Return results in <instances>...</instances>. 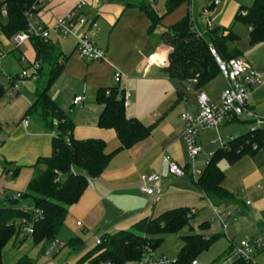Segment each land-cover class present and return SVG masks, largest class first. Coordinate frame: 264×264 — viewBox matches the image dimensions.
<instances>
[{
    "label": "crops",
    "instance_id": "1",
    "mask_svg": "<svg viewBox=\"0 0 264 264\" xmlns=\"http://www.w3.org/2000/svg\"><path fill=\"white\" fill-rule=\"evenodd\" d=\"M80 1L85 3L82 11L85 19L97 26L91 41L104 52L103 61L86 62L80 59L75 51V38L64 36L52 29L53 25ZM142 1L149 4L158 17H162L158 31L152 37L146 33L149 28L147 18L135 7ZM160 1L159 4V0H40L31 15L27 16L30 26L40 27L48 32V37L43 42L47 44L54 59L62 61L58 75L48 86L47 93L71 122L73 139L101 140L105 143L106 154L119 147L112 130L97 127L101 108L95 100L99 89H108L115 85L121 92L129 95L125 105L126 116L151 127L147 139L129 150L118 153L100 177L89 182L77 204L68 208L59 231L65 237L61 242L66 244L72 238H80L83 242L84 235L96 236L90 246L83 243L80 251L72 252L68 248L60 251L56 264L74 262L93 247L100 234L102 236L128 230L141 219L156 217L176 208L194 211L195 218L190 222V226L205 238L215 236L217 241L229 236L227 252L231 254L238 245H232L233 239L229 232H245L250 238L249 241L263 238L264 154L254 158L242 157L232 165L225 161L220 162L219 168L225 176L221 186L233 196L234 202L227 203L204 196L192 183L198 177H192L182 137L184 123L181 115L184 112H188L192 117L197 115L196 92L189 83H172L167 79L163 68L166 65L168 50L160 43L159 37L165 28L187 14L191 16L198 31L204 32L206 16L203 11L207 4L204 0V6L199 9L196 0H187L176 9L179 10L176 19H167L165 22L164 18L174 14L176 10L165 16V0ZM242 7L249 6L239 5L233 0H224L221 10H214L215 7L209 10L210 27L229 29L232 32V26L236 22L235 16ZM246 28L247 33L242 39L232 32L238 40L230 44L229 48L236 47L241 54L240 58L252 69L262 72L264 42L250 46V29ZM0 41L1 49H7V53H20L22 46L14 49L10 41L3 38H0ZM23 46L32 50V61H27L20 53L15 62H26L27 66H30L35 62L34 50L30 42ZM2 50L0 51L4 53ZM151 57L155 59L154 64H149ZM5 59L1 73L5 72ZM49 72L50 68L43 64L32 85L29 83L20 86L10 97L4 95L0 98V209L9 206L16 195L24 193L33 172L36 169H44L38 161L50 158L52 154L53 131L46 128L35 113L28 114L38 94L47 86ZM116 74L120 75L117 84L114 83ZM6 75L8 79L12 77L10 74ZM219 77L223 81L222 92L226 84L220 75ZM184 86H187V94L182 92ZM200 91L212 103L216 99L219 101L221 92L216 97L210 87H204ZM75 97L83 98L78 106L72 104ZM247 101L249 110L264 119V81L248 94ZM25 117L29 118L26 126L22 124ZM224 124L217 129L202 130L204 135L212 132L211 139L208 136V143L203 140V143H200L197 140L199 132L195 136L194 142L200 152L194 160L193 170L199 174L211 153L231 138L244 135L256 127L252 119H237ZM204 135L201 139L205 140ZM202 152L203 158L198 159L197 169L195 163ZM167 163L185 168V175L181 178L168 175ZM9 171L15 172L12 180L6 176ZM152 174L160 175L161 191L153 197H148L141 194L138 188L140 177ZM21 206L25 209L31 207L27 202L21 203ZM220 215L225 217L223 221L220 220ZM200 225L207 226L199 230ZM236 233L237 231H234L233 235ZM254 263L264 264V254L256 256Z\"/></svg>",
    "mask_w": 264,
    "mask_h": 264
},
{
    "label": "trees",
    "instance_id": "2",
    "mask_svg": "<svg viewBox=\"0 0 264 264\" xmlns=\"http://www.w3.org/2000/svg\"><path fill=\"white\" fill-rule=\"evenodd\" d=\"M186 1L165 0V16ZM36 6V0H0V38L10 41L16 34L27 32V15L32 13ZM135 7L147 18L148 33L160 26L162 17H158L149 4L142 1ZM235 19L250 29V46L264 42V0H254L251 6L240 8ZM159 40L168 50L166 65L163 68L167 79L172 83H189L195 92L219 76L211 50L222 62L241 56L236 47L229 48L230 44L238 40L229 29L215 27L196 32L189 14L165 28ZM30 43L35 53V62L40 64L37 75L41 72L43 64L50 68V72L47 86L38 94L28 114H39L43 125L53 131L52 154L50 158L38 161L44 169H36L33 172L20 198L0 209V264L3 249L9 243L14 245L18 236L23 233L22 229L16 227L22 220L32 227L33 247H40L39 255L45 253L49 244L56 241L68 208L77 204L89 182L98 179L118 153L144 141L151 132V127L126 116L123 92L115 85L112 88L99 89L95 100L101 108L97 127L112 130L119 147L106 154L105 143L101 140L73 139L71 122L47 93L48 86L58 75V60L50 54L43 40L31 38ZM16 76L10 77V82L16 80ZM4 92L5 87L0 85V98L4 96ZM261 154H264V127H254L244 135L231 138L211 153L204 169L192 183L204 196L227 203L234 202L233 196L221 186L225 176L219 168L220 162L225 161L232 165L242 157L254 158ZM182 169L186 173V169ZM13 174L15 177L14 171ZM24 202L31 207L25 209L21 206ZM194 218L195 213L190 214L189 209L176 208L156 217L141 219L128 230L102 235L99 245H93L74 262L64 264H135L140 261L145 249L155 251L163 242L164 236L178 234L185 228L189 230V235L181 238L182 245L174 264H191L216 242L215 236L205 238L193 230L190 222ZM206 226L200 225L198 229L203 230ZM27 238L25 235V239ZM258 241V246H252L250 261L238 258L229 264H255L256 256L264 254V235ZM66 246L72 252H77L83 247V242L80 238H72L67 241ZM225 255L229 257L231 253ZM14 264H34V261L24 255Z\"/></svg>",
    "mask_w": 264,
    "mask_h": 264
},
{
    "label": "built area",
    "instance_id": "3",
    "mask_svg": "<svg viewBox=\"0 0 264 264\" xmlns=\"http://www.w3.org/2000/svg\"><path fill=\"white\" fill-rule=\"evenodd\" d=\"M40 0H36L37 4ZM153 1V0H150ZM207 6L203 13L206 16L205 19V31L210 29L209 24V10L217 7L221 0H205ZM84 1H80L72 10L64 15L59 21H57L52 29L64 36L70 35L75 38L76 45L75 51L78 57L86 62H100L104 59V52L97 48L91 41V37L96 31V24L89 22L83 16ZM5 16V13L2 12ZM31 15V12L28 14ZM27 15V16H28ZM193 24V29L199 32L195 27L193 20L190 16ZM48 37V32L40 27H32L29 24L27 32L18 33L10 39V43L14 49H19L26 43L30 42L31 38H39L45 40ZM218 66L219 75L225 81V88L220 94L219 103H212L208 97L201 91L196 92V104L197 115L192 117L188 112H184L181 115V120L184 123L183 141L187 152L188 159L190 161V167L192 169V177H198L200 174L193 170L194 160L199 154L200 150L196 147L194 138L200 130L205 129H217L226 122L237 119H252L256 127H264V119L255 116L248 107V94L260 86L264 81V71L259 72L252 69L249 64L242 58L231 59L227 62L220 61L213 50L210 51ZM5 56L0 51V73L2 62ZM155 59L149 58V64H154ZM58 66L62 65V61H58ZM40 69L38 62H33L29 66V72L22 70L17 76L16 80L10 82L8 79V86L5 88L4 95L10 97L18 90L17 81H34L37 75V71ZM120 80V75H114V83L117 84ZM123 102L126 105L128 103L129 95L123 93ZM82 97H75L72 101L74 106H78L82 103ZM29 118L25 117L22 121L24 126L27 125ZM54 137V134H52ZM168 175L181 178L185 175L184 170L174 163H167ZM6 176L12 180L14 178L13 172L9 171ZM138 191L148 197H153L161 191V178L160 175H142L140 177V185ZM20 194L16 195L15 199H19ZM190 214H194V211H190ZM220 220H224V216H219ZM79 227L80 224L78 223ZM16 227L22 229L23 233L29 238H32V227L25 220L16 224ZM100 239L97 238L94 241V245H99ZM259 245V241H242L237 246L231 256L227 257L223 264H229L234 259L242 258L246 261H250L252 255V246ZM67 249L65 243L52 242L47 247L45 254L51 256L55 252H60ZM174 261H169L163 256H157L154 251L145 249L144 254L140 261L135 264H174ZM191 264H197L193 261ZM252 264V263H251Z\"/></svg>",
    "mask_w": 264,
    "mask_h": 264
},
{
    "label": "rangeland",
    "instance_id": "4",
    "mask_svg": "<svg viewBox=\"0 0 264 264\" xmlns=\"http://www.w3.org/2000/svg\"><path fill=\"white\" fill-rule=\"evenodd\" d=\"M203 1L204 0H196V5L198 6L199 9L201 8V6H204ZM160 2L161 1L159 0V4ZM223 2L224 0H221L220 4L217 7H215L214 10H219L222 7ZM233 2L239 5H242V6H250L253 0H233ZM177 11L179 10H176L174 14L172 13L170 16L165 17L164 21L166 22L167 19H172V18L176 19V16L178 15ZM220 12L222 13L223 11H220ZM157 31H158V28L154 29V31H152L151 33H148V29H147L146 33H148V36L152 37L155 35ZM232 32L237 34L239 38L242 39L247 33V28L244 25H242L240 22L236 21L234 22V25L232 26ZM2 49L1 50L4 51L5 53L6 59H5L4 64H6V67H5V72L0 73V85L7 87L9 84H8V77L6 74H10L11 76H13L16 73H20L21 69H24L29 72V66H27L26 62L19 64L15 62V60H17L18 57L20 56L19 54L22 53L26 57L27 61H32V50L31 49L28 50L26 46H22L20 48V53L18 51L7 53V49L5 48H2ZM2 66H3V63H2ZM222 82H223L222 79L219 76H217L214 80L206 84L204 87H210L214 91L215 96L218 97V95L220 94L222 90L221 89ZM17 83H18V87L25 86L26 84H29V83H31L32 85V81L30 82L29 81L28 82L17 81ZM183 88L184 89L182 90V92L187 94L188 92L187 86H184ZM213 103L218 104L219 101H217L216 99L213 101ZM36 116L39 118L40 115L36 114ZM202 135H204V133L202 132V130H200L199 137H198L199 139L197 140H199L200 143H203V142L208 143L207 141L208 136L211 139L212 132L209 131L207 132V134L203 136L205 140L203 138L201 139ZM202 158H203V152L200 153L199 157L196 160L195 164H196L197 169H198L197 161L198 159L200 160ZM223 165H225V163H223ZM234 231L235 232L237 231V233L233 235ZM229 233L231 235L230 237L233 239L232 245L237 244L239 246L240 242L250 240V238L247 236L245 232L240 233V231L238 230H233V232H229ZM187 235H189V232H188V229L185 228L178 234L164 236L163 242L160 244L159 247L156 248L154 253L157 256L163 255L169 261H174L182 245L181 238ZM95 236L96 235L94 234H89V235L87 234V235L82 236L83 243L85 244V246H90ZM100 236L101 234L99 235L98 238H100ZM227 237L229 238V236ZM227 237L226 238L222 237L219 240H217L206 252L199 255L196 258L195 262L197 264H223L224 260L227 258L225 254L228 253L227 251L229 249V243L227 241L228 239ZM61 240H65V237L62 235V233H59L57 236L56 242H61ZM39 250H40V247H33L31 239L29 238L25 239V234L22 233L18 236L17 242L14 246H13V243H9L3 249L2 254H1V264H14L19 258H21L24 255H26L29 259L33 260L34 264H56L55 261L59 255V252H55L51 256H47L45 253L39 255ZM38 255L39 257H37Z\"/></svg>",
    "mask_w": 264,
    "mask_h": 264
}]
</instances>
